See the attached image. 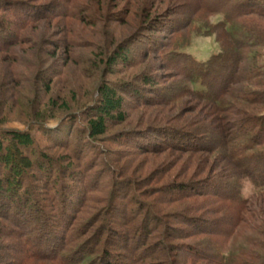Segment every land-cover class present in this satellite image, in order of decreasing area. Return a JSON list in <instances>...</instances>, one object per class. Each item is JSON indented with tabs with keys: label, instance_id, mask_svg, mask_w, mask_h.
Returning <instances> with one entry per match:
<instances>
[{
	"label": "trees",
	"instance_id": "trees-1",
	"mask_svg": "<svg viewBox=\"0 0 264 264\" xmlns=\"http://www.w3.org/2000/svg\"><path fill=\"white\" fill-rule=\"evenodd\" d=\"M185 2L193 5L187 19L178 24L165 14L155 15L154 5H148V0H131L122 11L112 12L108 11L110 0H48L44 3L0 0V53L4 54L0 62L7 59L9 65L34 67L39 78L43 74L38 65L44 64V60L41 62L37 56L32 63L13 52L17 44L32 46L36 43L32 30L41 21L46 20L50 28L55 19L64 22L68 33L77 38L82 36L83 30L74 28L70 20L83 24L116 21L130 27L125 42H111L101 48L98 58L90 61L86 57L82 65L126 62L127 50L135 45L140 48L138 55L145 58L152 55L162 60L163 65L167 60L172 62L177 70L170 87L166 88L178 87L168 94L165 88H154L153 78L149 76L136 82L100 86L97 100L83 115L81 129L74 131L76 118L72 116L68 120L65 118L68 116L60 119L65 125L64 141L60 144L75 151L77 163L64 156L58 162L35 149L32 130L46 133L51 129L43 127L46 123L42 121L47 117L39 108L36 113L32 112V125L28 128L0 130V224L6 229L0 230V236L15 239L16 249H24L13 264L37 260L52 264H126L112 250L114 245L138 251L131 264H264V110L260 108L264 106V67L257 61L259 48L264 47V27L255 21L256 17H264V0H182ZM213 15L219 18L211 21ZM201 32L214 35L219 45L218 52L205 61L181 50L189 44L193 34ZM114 34L115 29L110 31L111 37ZM180 35L187 38L180 41ZM69 38L72 41V37ZM65 41L69 54L71 41ZM118 45L121 46L117 48ZM49 54L53 57L56 52ZM15 76L20 77V74L12 69L8 84L23 89L21 80ZM44 79L48 92L51 77ZM124 94L133 100L132 109L153 104L176 106L187 95L210 108L212 119L195 121L202 123V131L192 128L190 121L181 126L172 118L151 124L144 112L138 124L144 129L121 132L112 141L120 145L133 143L142 153L171 148L201 156L204 163L196 171L200 176L196 180L167 185L160 191L161 202L167 193L174 195L169 196L173 199L199 198L190 207L191 211L204 209L209 214L211 210V214L218 217L206 220L203 215L184 216L182 213L169 217L152 202H143L144 198L130 180L109 183L111 191L107 198L94 195L105 186L97 187L93 181L94 185L90 186L85 178L89 174V178L99 176L98 170L102 168L93 172L99 166V159H91V163L87 154L83 156L78 151L82 143L92 150L95 140L108 136L110 125L124 124L128 120L130 113L125 107ZM48 103L52 108L58 107L53 98ZM80 134L85 135L86 140L80 139V142ZM72 136L76 139L69 142ZM63 162L67 165H62ZM82 164H86L85 173L78 179L79 171L74 167ZM39 172L40 181L47 186L50 196L34 194L30 176L35 179ZM110 172L112 174L110 169L105 171ZM203 173L205 175L201 176ZM60 174L63 176H58ZM244 181L250 186L247 196L242 193ZM77 183L81 186L79 191L73 189ZM115 198L128 200L131 210L127 212ZM87 200L96 204L107 202V205L98 208L89 203L84 209ZM88 209L91 211L87 215ZM79 214L84 220L74 227ZM101 214L120 216L121 228L95 227ZM34 220L36 223L31 227ZM169 220H176L180 225L174 227ZM222 221L227 223L224 229L217 225ZM28 226L34 238L32 244L26 231ZM129 236L133 238L131 243H128ZM196 236L200 238L195 239ZM116 237L121 243H115ZM171 239L190 241L174 243ZM183 253L186 257L179 261V254Z\"/></svg>",
	"mask_w": 264,
	"mask_h": 264
},
{
	"label": "rangeland",
	"instance_id": "rangeland-1",
	"mask_svg": "<svg viewBox=\"0 0 264 264\" xmlns=\"http://www.w3.org/2000/svg\"><path fill=\"white\" fill-rule=\"evenodd\" d=\"M34 1L39 3L48 2V0ZM128 1L131 0H110L111 7L108 11H122L125 8V5L128 4ZM179 2L183 5L178 6L177 4ZM150 4L154 5L153 11L155 12V15L165 14L166 16L173 18L178 24H183L185 19H187L193 5L192 2H185L184 4L182 3V0H148V5ZM168 11L175 12L170 14L167 13ZM218 18L219 15H213L211 21H216ZM256 20L264 27V17H256L255 21ZM70 21L73 23L74 28L83 30L80 38L74 37L73 34L68 33L64 22L59 23L57 19H55L52 21V28H50L46 25V20H44L32 30V38H34V41L36 42L35 44L32 46H30V44H17L14 48L15 50L13 53L19 57H24L27 61L33 63L37 60V56L40 57L41 62L44 60V64L38 65V70H41L43 74L41 77H36V70L34 67L30 68L27 67V65H9L10 63L7 59L6 61L0 62V130H22L28 128V125H32L30 120L32 112L36 113V109L39 108L41 111H44V117H47L42 121L46 123L43 127L45 129L51 127V129L47 130L48 136L47 131L45 133V131L37 130L35 128L32 130L35 149L38 152L42 151L47 153L52 159L58 160V162L59 158L64 156L68 157L73 163H77V160L74 158L76 155L75 151H73V149L71 150V147L68 148L65 146V144H60L64 141L62 139H64L65 135V125H63L64 123L61 122L60 119L68 116L65 117L67 118L66 120H68L69 116H72L74 117L72 119L76 118L74 131L76 128L77 130L81 129L83 125V115L86 114L88 107L94 104L97 100L98 88L100 86H113L118 83L126 84L127 82H136L145 76H149L150 78H153L154 84L151 83V85L154 86V88H165L168 94H170L173 89L177 90L178 87L166 88L170 87L169 83L173 79L175 71L177 70L172 62L168 63L167 60V64H164L166 65L164 66L162 60H159L152 55L149 57L147 56L146 58L145 56L138 55L140 48H137L135 45H131L129 50H127L126 62L121 63L120 61H116L112 65H101V63L98 65H82L81 61L86 57H88L90 61L98 58L101 53V48H104V46L106 48L111 42L114 44L125 42L130 27L116 21H101L95 24H83L82 21L77 20ZM174 21L173 23L175 24ZM113 29H115V34L111 37L110 31ZM105 31H107L109 35ZM69 37H72V41ZM186 38L187 37L181 35L178 37L180 41H184ZM65 40L71 41L69 44H71L72 48L69 54H67ZM120 46L121 45H118L117 48ZM181 50L190 53L197 60L205 61L211 54L218 52L219 45L216 42L214 35H206L201 32L200 34H193L189 44L182 47ZM52 51L56 52L53 57L49 56V53ZM259 51L260 56H258L257 61L264 67V47L259 48ZM29 52H33L34 55H28ZM1 53L0 59L4 55ZM12 69L19 72L20 77H15L21 80L23 89H18V87L13 88L11 84H8V75L9 72L12 75ZM44 77L46 79L51 77V84L48 92L43 85L42 80ZM123 97L127 102V105L125 106L126 110L130 113L128 120L124 124L110 125L108 136L95 140L92 150L88 148L89 145L87 147L86 143H82L78 151V154L82 153L83 156L87 154L88 161L91 159H99L97 160L99 166H96L93 170L94 172L97 171V169L102 168V170H98L100 173L99 176H97L98 178H89L90 174L85 178L86 183L88 185L90 184V186L94 185V183L97 184V187L105 186L102 188V192H95L94 195L107 198L111 191L109 183L113 184L114 181L115 183H118L119 180L121 182L130 180L133 183L132 187H134V189L138 191L137 193H140L145 199L142 198L143 202L146 200L152 202L157 207L163 209V213L167 214L169 217L173 214L181 213L184 216H193L196 214L203 215L206 220L218 217L216 214H211V210L209 211V214L205 212L204 209L200 212L191 211L192 209H190V207L196 204L199 198H196L197 200L194 198L176 197L173 199L172 197H174V195L167 193L163 202H161L162 195L160 191H162L167 185L192 179L196 180V177L200 176L196 171H198V167H201V164L204 163L202 162L201 156H192L188 152L181 153L180 151L171 148L162 151L156 149L142 153L133 143L120 145L113 143L112 141L121 132L132 129H144L139 126V119L144 112L146 114L145 119H148L151 124L163 120V118H172L175 123L181 126H183V123L190 121V123H192V128L202 131L204 127H202V123L195 121L201 118H205L207 121L212 119L210 108L196 103L194 98L187 95L181 98V102L176 106L171 104L164 106L153 104L151 106H137L135 107L137 109H132L130 107V104L133 103L131 97H128L125 94ZM50 98L55 100L58 107L54 106V108H52L50 106V103H48ZM64 104L67 105V108L63 109L61 107ZM260 108L262 109L261 111L264 110V106H261ZM149 118H151V120H149ZM60 123L62 126H59ZM34 127H36V125H34ZM69 127L70 124L68 125V129ZM205 134L210 136L209 132H206ZM80 135L82 136L79 138L80 142H82L80 139H83V141L86 140V137H84L85 135ZM75 139L76 137L72 136L69 142H74ZM148 139L149 138H146V140ZM99 148L101 150H99ZM90 162L92 163L93 161ZM66 163L67 162H63L62 165L65 166L67 165ZM85 165L86 164H82L78 167H74L75 170L77 169L79 171L76 178L81 179V176L83 177V174L85 173ZM109 169L112 170V174L111 172L105 173V171ZM55 173H58V171H55ZM63 174L65 175L64 172ZM203 175H205V173L201 174V176ZM41 176L42 174L40 172L37 173L36 180L30 176V184H34V194L41 195V193H44L47 196H50V193H47L49 189L42 183V181H40ZM58 176L62 177L63 175L60 174ZM65 181L67 182V180ZM81 185H83V183ZM242 185V193L244 196H247L248 193H250V186L246 181L242 182ZM73 186L75 191L81 189V186L78 183ZM169 196L172 197L169 198ZM115 200L121 203L123 208L126 207L127 212L131 210L127 205L128 200L121 198H115ZM89 203L91 205H96L98 208L106 207L107 205V202L96 204L92 203L91 200H87L84 203V209H86V206H88ZM45 204L47 205L49 202ZM202 206H204L203 203ZM27 207H29V205ZM48 209L49 211H52V213H55L53 208L51 209L48 207ZM90 211L91 209H88L86 214L88 215ZM80 214L78 221H75L74 223V227H77L79 223L84 220ZM176 220H169L170 222L168 223H170V225L172 224L174 227H178L180 224L175 222ZM8 222L10 223V221ZM35 223L34 220L30 226H34ZM98 225H103V227L106 228L115 227L116 229H120L121 217L116 214L111 216H104V214H101L95 227ZM217 225L220 229L227 227L225 221H222ZM28 229L29 226L26 228V231L27 235L31 237L32 244L34 238L31 236L32 234L30 235L32 231L29 233ZM185 229L189 228L186 227ZM0 230H6L3 224H0ZM198 238H200V236H196L195 239ZM128 239V243H131L133 238L129 236ZM115 240V243H121V240L118 237H116L114 241ZM171 241L174 243H188L190 240L171 239ZM14 244L15 239L0 236V264H13L17 257L20 258L24 249L17 250L18 248L16 249ZM112 250L117 254L120 261L126 264H131L132 259H136L138 256V251L130 247L125 248L114 245ZM204 250L205 252H208V250ZM171 253L173 254L174 252ZM184 253L186 252L184 251ZM184 253L183 255L179 254V257L177 258L179 261H182V259L186 257ZM27 264L52 263L45 260H37L30 261Z\"/></svg>",
	"mask_w": 264,
	"mask_h": 264
}]
</instances>
